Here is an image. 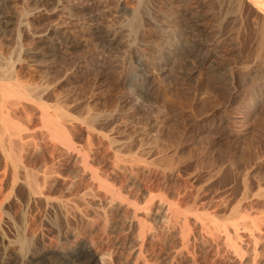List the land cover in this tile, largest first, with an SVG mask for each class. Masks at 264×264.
Here are the masks:
<instances>
[{"label": "rangeland", "instance_id": "rangeland-1", "mask_svg": "<svg viewBox=\"0 0 264 264\" xmlns=\"http://www.w3.org/2000/svg\"><path fill=\"white\" fill-rule=\"evenodd\" d=\"M137 3L0 0V83L12 87L11 81H17L30 87L31 102L44 103L53 118L58 109L68 112L73 141L80 150L86 148L96 171L112 187H123L124 193L136 191L131 200L141 203L140 217L148 226L140 264H264V87L249 81L240 89L241 104L230 105L226 90L217 85L219 76L245 74L257 63L244 47L239 59L217 60L225 64L223 74L210 73L209 64L202 67L197 59H185L181 51L174 64L169 39L156 16L158 2L148 8ZM126 9L139 12L149 25L146 32L138 33L131 12L124 15ZM226 24L223 32L233 37L230 23ZM153 49L161 50L158 56L151 54ZM162 51L167 57L161 56ZM258 66L264 69L262 62ZM12 72L17 79H10ZM254 92L259 97L256 105L249 97ZM50 148L45 146L41 153L50 154ZM171 160L177 164L170 169L166 163ZM62 163L61 172L74 178L77 190L58 191L57 197L66 196L69 207L82 211L68 230L100 242L110 264H133L131 248L137 234L129 227V211L108 210L103 193L89 190L92 183L76 173L78 167ZM85 186L99 201L90 199L92 204L82 205L75 199L78 188L86 190ZM141 191L155 195V202L179 199L189 227L184 230L162 221L157 209L149 211L147 195L142 199ZM232 224L240 231L228 240L224 225ZM65 229L63 225V233ZM184 232L190 242L183 248ZM48 233L46 245L66 246L53 230ZM39 260L35 264H58L45 257Z\"/></svg>", "mask_w": 264, "mask_h": 264}, {"label": "bare ground", "instance_id": "bare-ground-1", "mask_svg": "<svg viewBox=\"0 0 264 264\" xmlns=\"http://www.w3.org/2000/svg\"><path fill=\"white\" fill-rule=\"evenodd\" d=\"M155 2H158V4H155L157 5L156 16L160 18V27L163 29V34L169 39L168 47L171 48L170 51L172 50L169 56L174 64L181 51L185 59H197L202 67L209 64L208 71L216 75L224 69V63L217 64V60H224L229 56L239 59L243 48L248 47L257 63L256 67L249 69L245 74H234L232 72L227 76L223 75L221 78L219 76V78L217 77L218 81L216 80L217 85L223 86L226 90L228 94L227 103L230 105L241 104L239 99L243 96L240 89L249 81L258 85V87L261 85L264 87V69H260L258 66L261 62L264 64V0H138L139 6H147V8ZM127 9L124 15L129 14V11L131 12ZM130 14L132 15V21L137 23L135 28L138 27V31H140L138 33L146 32L149 25L144 22L139 12L133 9ZM226 23H230L233 37L223 32ZM135 33L137 34V32ZM160 51L159 49H153L151 54L156 57ZM167 55L166 51L161 52L162 57H167ZM14 72L8 74L12 75L11 80L12 78L17 79V75L13 74ZM142 77L146 81L148 75ZM11 83L14 86L6 87L5 83H2L3 85L0 83V264H35L43 257L56 260L58 264H68L74 262V260H84L83 264H110L108 254L104 252L103 245L101 246L100 242H91L87 240V236H74L68 230L73 221L75 222L79 217H82V211L77 212V209L74 210L75 205H72L73 208L69 207L68 200L65 199L66 196L64 198L57 197L58 191L69 193L75 187L74 178L69 179V175L63 174L59 168L64 161L76 165L78 167L76 173L81 174L80 177L92 183L90 186L92 188H89V186H85L86 190L78 188L79 191L74 194L75 199L81 202L82 205H86L88 201L91 203V200L95 201L94 194L91 197L93 193V191H89L91 189L95 192H102L106 207L114 209L116 214L117 212L129 211L131 215L129 227L137 234L134 242L135 246L133 245L132 251L130 250L132 252L131 257L133 258V264H140L148 226L140 217L141 209L138 205L141 203L137 204V201L132 202L131 200L136 191L130 190L124 193L125 191L121 190L123 187L117 189L112 187L113 184H109L106 181L108 179L104 180L102 174L98 172L99 169L96 171V167L91 165L90 157L88 158L87 153L84 151L86 148H83V151L80 150L76 146L77 143L73 141V127L69 125L73 120L68 112L58 109L53 118L52 113H49V109L44 103L40 101L38 103L31 102L34 93L30 95L29 99L30 87L28 89V87L17 83V81L16 83L11 81ZM145 86V84L141 85L142 89ZM249 97H252L251 102L256 105L259 98L257 93L254 92ZM33 107L36 110H33ZM34 111L37 112L33 113ZM31 114H34L33 117ZM36 120L40 121V124L38 123L40 126L35 125ZM45 146L51 147L50 154L45 153L46 155H43L41 153L45 150ZM175 164L177 163L171 160L166 163V166L171 169ZM132 167L131 172L134 171V166ZM172 170L174 169L172 168ZM65 172L68 171L65 170ZM127 172L130 171L127 170ZM137 173L135 172L134 175L137 176ZM131 183L133 184V182ZM75 188L77 190V187ZM73 190L75 191V189ZM139 193L144 197L142 199L147 197V200H145L149 203V211H151L150 209H157L160 212L162 221H167L168 224L173 223V226L174 224L177 226L182 225L184 230L189 227L191 221L188 218L189 216L182 213L181 208H179V199H177L178 202H175V199L169 201V198H163L155 202L153 198L155 195L147 194V191ZM96 200L99 201L98 197ZM144 201L142 200V204L145 203ZM147 203L146 208L148 207ZM95 208L96 211L99 207ZM108 210L110 209L108 208ZM102 213L103 215L106 214L105 212ZM33 216L34 219H32ZM232 216L233 218L237 217L238 211L234 210ZM243 221L245 222V220ZM198 223H195V225H198ZM235 224H232L233 227H231L232 225L229 227L224 225L228 240H230L232 234L238 235L239 228L236 229L238 224L234 226ZM63 225L66 226L64 233L62 232ZM52 230L57 233V239L66 243V246L46 245L48 232ZM215 230L217 231L216 234H219L218 230ZM220 230L222 231V229ZM184 234L186 235H183L180 240L183 248L190 242H188V233L184 232ZM134 237L135 235L132 238Z\"/></svg>", "mask_w": 264, "mask_h": 264}]
</instances>
